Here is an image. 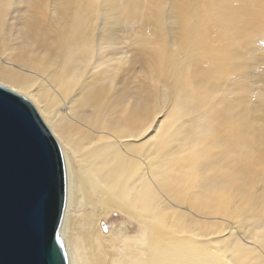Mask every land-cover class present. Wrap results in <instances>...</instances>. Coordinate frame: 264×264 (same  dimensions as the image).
Returning a JSON list of instances; mask_svg holds the SVG:
<instances>
[{
	"label": "snow or ice",
	"instance_id": "6c2138e0",
	"mask_svg": "<svg viewBox=\"0 0 264 264\" xmlns=\"http://www.w3.org/2000/svg\"><path fill=\"white\" fill-rule=\"evenodd\" d=\"M206 21L221 25L219 41H205ZM53 28L68 33L53 61L62 86L94 118L89 138L72 146L75 180L117 216L138 213L148 231L166 234L142 248L110 246L118 255L108 264H264V103H240L248 70L264 74V0H0L8 44L19 47L25 34L32 46L47 43ZM169 56V74L158 79L154 69ZM44 75L34 70L23 87L0 78V88L16 94H0V125L10 118L33 148L23 264H63L66 248L56 229L61 145L69 144L39 118L48 116L37 97ZM141 78L144 87L135 84ZM57 170L60 205L52 199ZM181 200L203 207L199 223L174 226ZM99 227L108 233L104 220Z\"/></svg>",
	"mask_w": 264,
	"mask_h": 264
},
{
	"label": "bare ground",
	"instance_id": "6f19581e",
	"mask_svg": "<svg viewBox=\"0 0 264 264\" xmlns=\"http://www.w3.org/2000/svg\"><path fill=\"white\" fill-rule=\"evenodd\" d=\"M12 14L16 15L15 12ZM220 28L221 25L216 22H204L202 35L205 41L209 44L219 41L222 37ZM53 31L54 35L49 37V42H33L34 46L29 44L31 38L27 34L19 36L18 47L15 44H8L3 31L0 30V78L11 82L13 86L23 87L32 80L31 73L34 70L38 74H45L37 97L39 103L44 106V110L48 112V116H41V118L46 126H51L53 131H59L65 143L69 144L68 148L61 145L64 150L63 159L67 176V200L60 229L61 236L65 240L68 258L73 262L82 260L84 264H88L89 261L91 264H108L118 255V253H108L110 246L119 249L122 243L127 241L129 248H142L145 243L165 242L166 234H154L148 231L145 227L147 222L139 219L138 213L126 211L117 216L115 208L109 211L110 205L106 202L101 205L98 198L94 199L89 196L75 180L72 146L79 148L82 142L89 138L91 134L88 131L89 122L94 118L85 107V103H77L72 99L73 93L68 92L67 88L62 86L61 75L53 61L56 60L59 49L64 46L68 33L67 31L60 32L55 28ZM5 53L8 54V60L15 62L13 66H8L4 58ZM171 62L172 58L169 56L162 68L154 69L158 79L161 75L165 78L168 76ZM115 67L117 66L108 69L101 68L100 73L97 74L98 78L105 77ZM252 71L248 70L245 79L246 92L240 98V103L245 107L258 108L261 103H264V74L251 73ZM249 75L253 77L250 76V79ZM146 83L147 81L143 78L135 82L138 87H144ZM253 95H256L255 101L252 99ZM35 109L40 113L39 107ZM255 181L259 184V171L256 173ZM172 215L174 226L182 227L185 224L192 226L199 223L200 217L205 215V212L200 204H195L191 200H181L173 209ZM101 219L108 224L107 234L103 233L99 227ZM169 223L170 226L173 225V221ZM116 237L119 239L117 240Z\"/></svg>",
	"mask_w": 264,
	"mask_h": 264
},
{
	"label": "water",
	"instance_id": "95a60500",
	"mask_svg": "<svg viewBox=\"0 0 264 264\" xmlns=\"http://www.w3.org/2000/svg\"><path fill=\"white\" fill-rule=\"evenodd\" d=\"M0 94L16 95L3 88H0ZM29 107L39 114L34 106ZM39 118L42 120L41 116ZM44 125L46 126L45 123ZM32 165L33 148L29 137L24 132L16 130L10 118H6L0 125V264H23L29 258L18 243L24 227L23 193ZM64 177L63 203L59 209V224L56 229L58 238L62 237L60 229L67 200L65 163ZM52 199L54 205L61 204L58 170L56 183L52 189ZM60 251L63 264H69L66 248L61 247Z\"/></svg>",
	"mask_w": 264,
	"mask_h": 264
},
{
	"label": "rangeland",
	"instance_id": "374dc122",
	"mask_svg": "<svg viewBox=\"0 0 264 264\" xmlns=\"http://www.w3.org/2000/svg\"><path fill=\"white\" fill-rule=\"evenodd\" d=\"M254 72H255V71H252L251 73H254ZM250 76H251V75H249V78L251 79V77H253V76H251V77H250ZM254 78H255V77H254ZM254 78H252V79H254Z\"/></svg>",
	"mask_w": 264,
	"mask_h": 264
}]
</instances>
